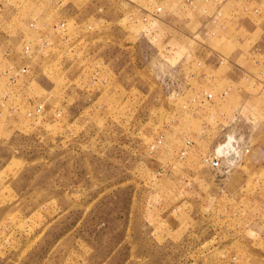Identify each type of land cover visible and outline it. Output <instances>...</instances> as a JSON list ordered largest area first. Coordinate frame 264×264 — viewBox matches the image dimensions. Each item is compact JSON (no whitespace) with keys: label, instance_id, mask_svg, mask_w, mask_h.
Returning a JSON list of instances; mask_svg holds the SVG:
<instances>
[{"label":"rangeland","instance_id":"1","mask_svg":"<svg viewBox=\"0 0 264 264\" xmlns=\"http://www.w3.org/2000/svg\"><path fill=\"white\" fill-rule=\"evenodd\" d=\"M189 13L241 53L179 98ZM0 264H264V0H0Z\"/></svg>","mask_w":264,"mask_h":264},{"label":"crops","instance_id":"2","mask_svg":"<svg viewBox=\"0 0 264 264\" xmlns=\"http://www.w3.org/2000/svg\"><path fill=\"white\" fill-rule=\"evenodd\" d=\"M195 1V0H194ZM212 0H204L203 2H201L200 0H196V3L198 4H205L208 5L209 3H211ZM209 10V8H208ZM208 13L207 9H201L199 8V13ZM164 20V19H163ZM162 20V21H163ZM211 21H213L212 19L209 18V16L204 17L201 16L198 13H189L188 15H184V17L181 18L180 22H181V27L176 28V30L172 29L171 31L173 33L178 34L180 36V44H178L177 49L175 50L174 48L172 49V52H170L169 54L171 55L170 57H175L176 62L173 63L171 62V60L169 59L170 57H168L166 59V61H164L165 64V70L166 73H168L169 71L172 70V74L175 75L177 77V83L180 81V83L182 82V86L183 89H181L182 91L178 90V94H182L181 97L179 98H185V96L188 94L187 92L190 90L189 88V84H197L200 81H203L204 79L208 80L210 82V84L212 83H216V81L218 79H223V77H217L215 70L221 66L214 64L215 59L212 57H204L202 56L200 53L202 52H212V53H216L218 56H221L222 58H225L226 62L228 60H232L236 57H238L240 55V49L237 45L236 41H232L231 39H227L226 37L222 38L220 41L216 42L213 41L215 40L213 38V34H212V29H211ZM210 25V28L208 27ZM115 33V32H114ZM239 33V32H238ZM112 38V46L113 48H118V50L121 49V44L118 42V38L115 36V34L109 35V34H105L103 33L101 35V37L103 38H108L110 37ZM226 38V39H225ZM202 40H204L206 42V44H204L201 49H195V48H191L190 46L194 43V42H201ZM183 42V43H181ZM191 42V43H190ZM215 43V46H214ZM234 47V49H233ZM218 48V50H217ZM117 50V49H116ZM113 51V52H116ZM168 52V51H167ZM173 54V55H172ZM230 59H226L229 58ZM120 58L119 57H113L112 59V64L114 68H117L118 66V62H119ZM189 60H193L194 64L193 67L190 68L189 65ZM221 63V62H219ZM224 64V63H222ZM229 65V63H228ZM177 73V74H175ZM224 76V75H222ZM226 80L227 82H232L231 85L235 84L236 82L233 81L231 75L227 72L226 74ZM225 79V78H224ZM225 80H224V84L228 85ZM117 82H114V86ZM118 84V83H117ZM231 85H228L227 89L225 90V95L227 94L225 101L227 103H231L232 107H234L235 102L240 101V103H243V105L245 104V102L247 103L248 101V97H246L245 95L241 94L238 96H235V94L231 93V95H233V97H229L228 95L230 94L229 90H231ZM187 91V92H186ZM116 92L115 88H113V92L112 94L114 95ZM142 94H144L143 92H141ZM140 94V92H139ZM184 94V95H183ZM145 96H148L149 94H144ZM238 97V98H237ZM236 110L235 112H237L238 114V108L242 107V105L240 106L239 104H236ZM235 109V107H234ZM241 113V112H240ZM253 123V121H251Z\"/></svg>","mask_w":264,"mask_h":264},{"label":"built area","instance_id":"3","mask_svg":"<svg viewBox=\"0 0 264 264\" xmlns=\"http://www.w3.org/2000/svg\"><path fill=\"white\" fill-rule=\"evenodd\" d=\"M207 98H212V94H208ZM229 149V148H227ZM234 151L229 154L228 156H226L227 159V166H235L237 164H240L243 159L245 158V156L250 152V148L248 146H244V147H238V148H233ZM222 156H216L214 159H212V166L215 168H220L221 166V159Z\"/></svg>","mask_w":264,"mask_h":264}]
</instances>
